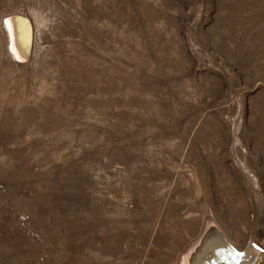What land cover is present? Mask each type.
I'll return each mask as SVG.
<instances>
[{"label": "rangeland", "instance_id": "1", "mask_svg": "<svg viewBox=\"0 0 264 264\" xmlns=\"http://www.w3.org/2000/svg\"><path fill=\"white\" fill-rule=\"evenodd\" d=\"M0 264H264V0H0Z\"/></svg>", "mask_w": 264, "mask_h": 264}, {"label": "bare ground", "instance_id": "2", "mask_svg": "<svg viewBox=\"0 0 264 264\" xmlns=\"http://www.w3.org/2000/svg\"><path fill=\"white\" fill-rule=\"evenodd\" d=\"M6 27H8V29H10V31H11V37H13V40L15 41V32H14V28H13V25L10 23V22H8L7 24H6ZM11 43H12V40H11ZM14 43V42H13ZM12 49H13V51H14V49H15V46H14V48L12 47ZM11 49V50H12ZM16 49H17V47H16ZM18 50V49H17ZM19 53V52H18Z\"/></svg>", "mask_w": 264, "mask_h": 264}]
</instances>
